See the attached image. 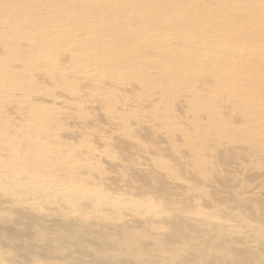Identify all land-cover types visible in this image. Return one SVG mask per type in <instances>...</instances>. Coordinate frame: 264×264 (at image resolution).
<instances>
[{
  "label": "bare ground",
  "instance_id": "1",
  "mask_svg": "<svg viewBox=\"0 0 264 264\" xmlns=\"http://www.w3.org/2000/svg\"><path fill=\"white\" fill-rule=\"evenodd\" d=\"M0 264H264V0H0Z\"/></svg>",
  "mask_w": 264,
  "mask_h": 264
}]
</instances>
